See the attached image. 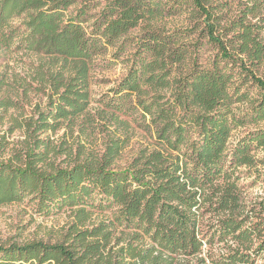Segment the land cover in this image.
Returning <instances> with one entry per match:
<instances>
[{"label": "trees", "instance_id": "trees-1", "mask_svg": "<svg viewBox=\"0 0 264 264\" xmlns=\"http://www.w3.org/2000/svg\"><path fill=\"white\" fill-rule=\"evenodd\" d=\"M1 50L38 62L0 71V122L14 109L20 133L1 137L0 209L71 214L56 243L0 244V264H255L264 202L236 173L264 165V0H0ZM122 57L92 108V72ZM133 125L151 142L120 168Z\"/></svg>", "mask_w": 264, "mask_h": 264}, {"label": "rangeland", "instance_id": "rangeland-1", "mask_svg": "<svg viewBox=\"0 0 264 264\" xmlns=\"http://www.w3.org/2000/svg\"><path fill=\"white\" fill-rule=\"evenodd\" d=\"M166 22L168 29H183L190 27L191 24L187 19V15L170 18ZM15 24H17V22H15ZM138 32L139 31L136 30L132 33V35L136 36ZM202 52L204 53L203 60L212 54V52L207 51V48H203ZM37 62L38 57L32 53H26L25 51H0V71H4L9 68V72L14 70L22 76H26L29 70L35 66ZM124 62L123 57L109 67H106L105 62H100L99 66L92 72V108L97 107L99 105L97 101L101 98V96L103 94H107V92L111 88L115 87L116 84L125 76L128 63ZM2 96L3 94L0 93L1 98ZM39 96H37L34 92L31 93L30 98H32L34 102H37ZM31 109L32 107L28 104L25 105V110L27 112H30ZM10 114L17 113L14 109H11L9 114L5 115V119L0 122V141L2 140V136H6L8 143L17 141L20 137L19 132H14L11 135L8 133ZM258 127L264 128V122H261ZM246 129L251 130L253 129V126L238 129L233 132L230 140V147L237 143V140L243 136ZM133 133L134 135L130 145L124 150L121 159L118 161V167L120 168H125L138 150L147 146L151 142L149 135L136 125H133ZM60 134H62V132ZM254 153L257 159H261L263 156L260 151ZM236 176L240 177L238 185L241 189L244 202L250 208L253 206L259 208V204L264 202V165L258 164L254 168L241 167L237 171ZM70 214L71 212L65 209L59 213L49 216L37 215L34 212L33 203H30L29 200H25L22 203L4 206L0 209V244H22L33 240L56 243L60 240L63 229L70 220ZM105 216H111V210H95L93 218L98 221ZM222 246L223 244H216L211 248L210 254L219 255L226 253L227 251L225 249H221ZM208 249L209 248L205 249V253ZM255 264H264V252L256 257Z\"/></svg>", "mask_w": 264, "mask_h": 264}]
</instances>
